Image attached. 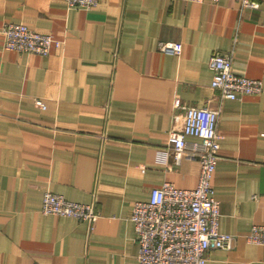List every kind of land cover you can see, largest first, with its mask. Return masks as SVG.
Segmentation results:
<instances>
[{"label":"crops","instance_id":"obj_1","mask_svg":"<svg viewBox=\"0 0 264 264\" xmlns=\"http://www.w3.org/2000/svg\"><path fill=\"white\" fill-rule=\"evenodd\" d=\"M253 1L100 0L84 10L0 0V264H139L134 203L164 182L197 185V160L177 163L168 144L182 124L176 105L220 109L212 197L218 229L235 243L203 264H264V245L245 239L264 225V0ZM6 23L60 45L46 56L10 51ZM162 42L180 43V54L161 53ZM213 53L262 91L221 100ZM45 192L92 205V229L44 215Z\"/></svg>","mask_w":264,"mask_h":264},{"label":"built area","instance_id":"obj_2","mask_svg":"<svg viewBox=\"0 0 264 264\" xmlns=\"http://www.w3.org/2000/svg\"><path fill=\"white\" fill-rule=\"evenodd\" d=\"M68 9L91 10L100 0H64ZM216 4L219 0H189ZM243 7L257 8L253 0H241ZM3 45L17 53L39 56L49 54L60 41L51 35L30 30L23 24L6 23L2 28ZM158 50L167 55H179L181 44L162 42ZM228 54L213 53L208 59L212 72L211 88L219 92L221 100L240 99L243 95H257L262 91L261 80L240 75L232 68ZM37 107H44L36 101ZM182 124L168 134V144L174 160L183 157L198 162L197 185L193 189H178L164 182L150 189L148 201L134 203L131 221L134 241L138 245L139 264H203L211 250H230L235 243L233 235L218 229L219 204L212 197V175L219 160V134L217 126L220 109L179 106ZM187 137L197 142H187ZM41 211L44 215L71 217L86 222L92 229L98 218L92 205L65 200L61 195L45 192ZM247 242L264 245V225H253Z\"/></svg>","mask_w":264,"mask_h":264}]
</instances>
